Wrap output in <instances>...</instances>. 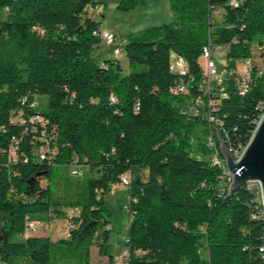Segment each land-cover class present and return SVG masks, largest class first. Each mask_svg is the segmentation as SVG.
<instances>
[{
  "label": "trees",
  "instance_id": "16d2710c",
  "mask_svg": "<svg viewBox=\"0 0 264 264\" xmlns=\"http://www.w3.org/2000/svg\"><path fill=\"white\" fill-rule=\"evenodd\" d=\"M149 1L121 0L116 10L131 13ZM168 1L172 22L129 40L124 74L118 57L100 64L93 56L104 42L88 13L97 1L0 0V15L8 13L0 18V216L8 224L0 264H52L59 246L86 249L89 264L95 244L111 250L107 196L124 175L132 178L127 264H264L260 193L245 185L225 200L223 169L212 164L207 140L214 125L201 108L199 116L183 111L201 98L208 112L211 98L214 129L234 156L245 149L264 112V56L253 62V46L264 38V0ZM216 10L221 21L213 19ZM210 46L227 48L228 75L224 91L209 95L199 86ZM173 54L185 74L173 71ZM247 61L253 66L243 76L238 64ZM181 81L187 93L173 91ZM37 96L47 98L44 108ZM58 166L88 167L71 204L80 214L66 217L70 240H15L29 221L63 205L52 199Z\"/></svg>",
  "mask_w": 264,
  "mask_h": 264
},
{
  "label": "rangeland",
  "instance_id": "374dc122",
  "mask_svg": "<svg viewBox=\"0 0 264 264\" xmlns=\"http://www.w3.org/2000/svg\"><path fill=\"white\" fill-rule=\"evenodd\" d=\"M98 2V6H102V9H96L94 7L88 8V13L95 17L97 22L100 23L101 33L112 32L118 37V44L123 48L118 60L121 63L124 74H128L129 63L125 52V45L130 39L136 38L142 34L146 29L159 28L164 24L172 22L173 16L168 0H150L145 6L139 7L131 13H121L116 10L117 5L121 0H95ZM242 1V0H238ZM104 8V9H103ZM104 15V16H102ZM222 13L220 10H216L213 13L214 21L222 20ZM7 12H3L0 15L1 19H6ZM262 42V45L259 44ZM114 48L104 41L99 47H97L93 56L99 59L101 64L102 58H113ZM253 62L260 63V60L264 56V38L256 41L253 46ZM213 57L217 62L220 69H224L226 62V49L214 48ZM172 64L175 67V71L180 73L182 70L181 63H177L175 56L172 58ZM200 65L203 71L206 70V61L201 58ZM244 63L239 64L241 69ZM247 66L242 70L243 76H248L250 67ZM47 98L43 96H37V107L46 105ZM194 104L191 101H187L183 107V111L189 114H193ZM203 111V118L208 117L206 111V105L200 106ZM196 136L203 138L202 129L197 130ZM74 171H78L79 175H73ZM81 174V175H80ZM88 167L86 166H58L55 167L53 179L51 181L52 199L55 202L63 204L62 206L53 207L50 214L46 216H40L32 219L28 222L25 234L23 236H17L15 240H24L29 236H45L49 237L52 242H59L60 240H67L65 238V232L67 229L66 217H76L80 214V208L77 205V198L81 191L82 184L88 179ZM41 186L43 188L48 187V181L42 180ZM108 210L110 212L108 228L111 229V236L109 243L112 245L111 250L101 251L99 244H95L90 249L89 264H110V257L113 258L115 264L120 263L125 249L126 236L128 227L131 222L129 214L128 204L130 202V195L127 189L121 185L114 186L112 192L107 196ZM54 210H60L64 218L54 212ZM29 224H32L28 226ZM8 229L7 220L0 216V246L4 242L6 232ZM70 240V238L68 239ZM103 252V253H102ZM86 249H68L66 246H59L53 249L52 252V264H85Z\"/></svg>",
  "mask_w": 264,
  "mask_h": 264
},
{
  "label": "built area",
  "instance_id": "2783aa9c",
  "mask_svg": "<svg viewBox=\"0 0 264 264\" xmlns=\"http://www.w3.org/2000/svg\"><path fill=\"white\" fill-rule=\"evenodd\" d=\"M238 3H239L238 1H232L231 5L232 6H238ZM95 35L102 38L103 41H106L108 45L115 47L114 48V56L115 57H119L121 55L123 49H122L121 45L118 44V37L114 33H112V32L101 33V31H100V32H96ZM202 58L206 61V70L204 71L203 83L199 86L200 90L202 92H205L206 94H209V95L212 94L213 91H216V90L218 92L222 93L224 91V89L222 88L223 83L225 81L226 76L228 75L227 70L225 69V66H224L223 70L218 67L217 62L214 60L213 48L211 46H210V48H206L204 50ZM176 59H177V63H181L183 61L182 59L178 58L177 56H176ZM181 65H182V63H181ZM172 69H173V71H175L174 70L175 67L173 66V64H172ZM182 70L183 71H180V73H178V74H185L186 73L187 68H185V65L182 66ZM175 73H177V72H175ZM261 73H264V69L261 70ZM173 91L175 93H178V92L187 93L188 89H187L186 85L184 84V82L181 81L179 83V85L173 89ZM246 92H247V88L242 87L240 90V94L243 96V95H245ZM111 100L114 102L115 98H112ZM203 104H204V101L201 98H199L195 102V105L193 106V109H192L193 114L195 116L201 115L199 108H201L200 106ZM208 108H209V111H208L207 120L212 125H214L212 127L215 128L218 126L217 118L214 115H212V113L216 111V108H215V104L213 103L211 98L209 101ZM37 120L40 121L39 118H37ZM214 133L215 132L212 129L210 135L207 138L208 145L213 150L212 164L214 166H221L222 167V169H223V179H221L223 182L222 188L223 189L227 188V190H228L229 186L232 182V176L229 173L226 164H218V156L220 154V151L218 150V148L215 145ZM44 152H45L44 150H41L40 154H41L42 158H44V156H45ZM239 157H240V152H237L235 158H239ZM73 175H79V172L74 171ZM131 182H132L131 176L130 175H124L121 178V184L120 185L125 187L126 189H128L131 185ZM249 188L250 189H257L258 192L260 193L259 187H257L255 184H254V186H249ZM30 225H32V224H29L28 226H30ZM70 237L71 236H70L69 232H66L65 238L69 239ZM261 251L263 253V259H264V248H262ZM127 259H128V252L126 251V252H124V254L122 256V260L118 264H127Z\"/></svg>",
  "mask_w": 264,
  "mask_h": 264
},
{
  "label": "water",
  "instance_id": "95a60500",
  "mask_svg": "<svg viewBox=\"0 0 264 264\" xmlns=\"http://www.w3.org/2000/svg\"><path fill=\"white\" fill-rule=\"evenodd\" d=\"M216 132L219 140L220 154L232 176V182L228 189L229 195L225 200L243 186L255 183L260 188L261 204L264 212V112L256 125L249 143L239 158H235L226 147L224 140L217 130Z\"/></svg>",
  "mask_w": 264,
  "mask_h": 264
},
{
  "label": "crops",
  "instance_id": "0c3cea01",
  "mask_svg": "<svg viewBox=\"0 0 264 264\" xmlns=\"http://www.w3.org/2000/svg\"><path fill=\"white\" fill-rule=\"evenodd\" d=\"M232 1H238V0H230V2H232ZM100 2L102 3V0H100ZM103 6V5H102ZM102 6H97L96 7V9H102ZM104 9V8H103ZM172 16H173V13L171 14ZM92 16V15H91ZM102 16H104V15H102ZM93 17V16H92ZM94 18V20L95 21H97L96 19H95V17H93ZM108 32H110V31H108ZM224 49H226V52H227V48H224ZM173 56H175L176 57V55H172V58H173ZM115 57V56H114ZM182 63V65H185V68H187V66H186V64H185V62L184 61H182L181 62ZM249 65H252V61H247V62H245V65L244 66H242V68L240 69L239 68V64H238V68H237V72L239 73V74H241V72H242V70L243 69H245L247 66H249Z\"/></svg>",
  "mask_w": 264,
  "mask_h": 264
},
{
  "label": "bare ground",
  "instance_id": "6f19581e",
  "mask_svg": "<svg viewBox=\"0 0 264 264\" xmlns=\"http://www.w3.org/2000/svg\"><path fill=\"white\" fill-rule=\"evenodd\" d=\"M217 122H218V121H217ZM242 152H243V151H242ZM241 154H242V153H240V156H241ZM223 161H224V160H223ZM224 164H225V162H224ZM254 184H255V183H251V184H249V186H254ZM255 185H256L257 187H259L258 184H255ZM259 191H260V188H259Z\"/></svg>",
  "mask_w": 264,
  "mask_h": 264
}]
</instances>
